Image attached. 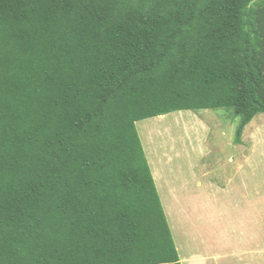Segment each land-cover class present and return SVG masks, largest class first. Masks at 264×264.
I'll return each mask as SVG.
<instances>
[{"label": "trees", "instance_id": "1", "mask_svg": "<svg viewBox=\"0 0 264 264\" xmlns=\"http://www.w3.org/2000/svg\"><path fill=\"white\" fill-rule=\"evenodd\" d=\"M264 112V0H0V264H181L135 123Z\"/></svg>", "mask_w": 264, "mask_h": 264}, {"label": "crops", "instance_id": "2", "mask_svg": "<svg viewBox=\"0 0 264 264\" xmlns=\"http://www.w3.org/2000/svg\"><path fill=\"white\" fill-rule=\"evenodd\" d=\"M258 114L232 106L172 112L188 126L184 150L176 146L183 137L170 131L142 142L139 124L155 117L135 123L181 264H264Z\"/></svg>", "mask_w": 264, "mask_h": 264}, {"label": "rangeland", "instance_id": "3", "mask_svg": "<svg viewBox=\"0 0 264 264\" xmlns=\"http://www.w3.org/2000/svg\"><path fill=\"white\" fill-rule=\"evenodd\" d=\"M176 112V111H174ZM172 113V112H171ZM171 113L165 114V118L163 120H159L158 117L153 118L151 121H146V122H141L139 124V132L142 137V142H144L145 145H148L150 138V135L152 136V140L154 141L155 136L160 135L161 139H164V135L162 136L161 134L165 133L167 131H170L171 135L173 134L175 136V133L179 134L182 138V140L176 139L177 142H180L179 144H176L177 147H179L181 150H184L185 148V140H184V135L183 133L188 130V126L184 123H181L182 120L179 116L175 115H169ZM264 114H258L255 117H262ZM144 121V120H141ZM180 122V123H177ZM160 127V128H158ZM137 130V127H136ZM138 133V131H137ZM139 135V133H138ZM140 138V136H139ZM141 139V138H140ZM157 139V138H155ZM159 139V138H158ZM151 140V141H152ZM150 141V142H151ZM203 147H205V143H201ZM157 149L159 151V145L157 144Z\"/></svg>", "mask_w": 264, "mask_h": 264}, {"label": "bare ground", "instance_id": "4", "mask_svg": "<svg viewBox=\"0 0 264 264\" xmlns=\"http://www.w3.org/2000/svg\"><path fill=\"white\" fill-rule=\"evenodd\" d=\"M158 118H159V120H163L165 118V116L164 115L158 116ZM158 128H160V127H158Z\"/></svg>", "mask_w": 264, "mask_h": 264}]
</instances>
